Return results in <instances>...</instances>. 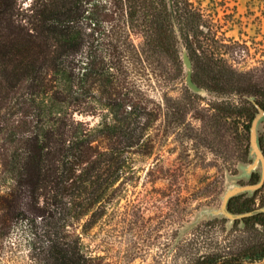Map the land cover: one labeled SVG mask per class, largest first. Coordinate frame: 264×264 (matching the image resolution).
Listing matches in <instances>:
<instances>
[{
	"label": "rangeland",
	"instance_id": "obj_1",
	"mask_svg": "<svg viewBox=\"0 0 264 264\" xmlns=\"http://www.w3.org/2000/svg\"><path fill=\"white\" fill-rule=\"evenodd\" d=\"M18 1L23 13L30 12L34 0ZM188 1L207 18L200 24L201 46L196 37L190 49L193 75L204 92L187 86L181 56L179 66L163 56L148 75L132 79L139 111H125L122 120L96 100L93 116L77 114L90 121L98 149L116 156L117 171L87 213L60 221L62 238L41 215L15 216L0 225V264H56L59 258L48 250L51 238L75 256L83 253L89 264H191L202 254H243L264 244L263 224L200 214L220 205L228 185L253 183L259 176V167L251 177L243 173L252 159L248 117L231 111L249 104V96L264 102V0ZM131 38L142 40L140 32ZM207 63L223 75L219 89L205 86ZM255 111L251 107L249 115ZM258 135L263 149L264 118ZM256 195L253 210H261L264 187ZM241 264H264V258Z\"/></svg>",
	"mask_w": 264,
	"mask_h": 264
},
{
	"label": "trees",
	"instance_id": "obj_2",
	"mask_svg": "<svg viewBox=\"0 0 264 264\" xmlns=\"http://www.w3.org/2000/svg\"><path fill=\"white\" fill-rule=\"evenodd\" d=\"M91 1L34 0L23 13L18 0H0L1 226L15 216L41 215L56 238L64 237L60 221L87 213L118 164L111 151L98 149L93 126L77 114L93 116L98 100L124 120L141 102L133 77L148 75L163 56L179 66L180 43L192 56L193 39L203 42L198 34L206 14L188 0H173L174 13L168 0H93L89 7ZM136 32L142 36L137 43ZM245 102L231 112L248 117V131L254 105ZM109 127L104 120L106 136ZM52 240L48 250L59 258L56 264H89L83 253L75 256ZM263 258L260 244L243 254H202L191 264Z\"/></svg>",
	"mask_w": 264,
	"mask_h": 264
},
{
	"label": "water",
	"instance_id": "obj_3",
	"mask_svg": "<svg viewBox=\"0 0 264 264\" xmlns=\"http://www.w3.org/2000/svg\"><path fill=\"white\" fill-rule=\"evenodd\" d=\"M169 7L174 13L173 8V0H168ZM181 61L184 65L185 70V82L187 86L196 93L204 92V88L199 85L193 79V62L192 58L189 54L187 47L183 46L181 50ZM250 101L255 105L256 111L251 118L249 124V155L251 156V161L247 164L243 165V173L249 177L253 174V172L259 167V176L257 180L253 183L241 184L235 182L233 184L228 185V187L223 191L221 195V203L217 207H207L200 210V214H212V215H223L228 217V219L235 221L237 218H242L246 215H250L256 213L257 211H261L262 209L249 210L244 212H235L229 209L228 204L230 199L236 194L248 191L250 193H254L257 189H259L264 183V151L261 147L259 135H258V127L262 118H264V107H262L254 97H248Z\"/></svg>",
	"mask_w": 264,
	"mask_h": 264
},
{
	"label": "flooded vegetation",
	"instance_id": "obj_4",
	"mask_svg": "<svg viewBox=\"0 0 264 264\" xmlns=\"http://www.w3.org/2000/svg\"><path fill=\"white\" fill-rule=\"evenodd\" d=\"M206 75H207V78L205 81V86H207L208 88L213 89V90L219 89L220 86H222V84H223L222 73L221 72L214 73L212 71V68L209 65V63H207V65H206ZM263 149H264V147H263ZM261 187H264V184ZM258 191H259V189H257L252 195L239 194L237 196H234V197H237V199L235 201L236 206L231 205L230 201H229V204H228L229 209L232 211L234 210L235 212H244V211L253 210L254 209L253 202L257 199L256 194ZM263 198H264V195H263ZM245 199H247V200L245 201ZM233 207H236V208L233 209ZM258 213H264V211H260V212H256V213H253L250 215H246L242 218H237L236 221L241 220V221H244L245 223H251V221H255V223H260V224L264 225V219H262V217H260V218L254 217Z\"/></svg>",
	"mask_w": 264,
	"mask_h": 264
}]
</instances>
